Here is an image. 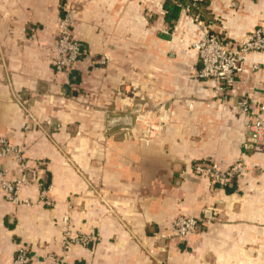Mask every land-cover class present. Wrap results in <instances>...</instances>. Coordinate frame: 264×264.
I'll list each match as a JSON object with an SVG mask.
<instances>
[{
	"label": "crops",
	"instance_id": "1",
	"mask_svg": "<svg viewBox=\"0 0 264 264\" xmlns=\"http://www.w3.org/2000/svg\"><path fill=\"white\" fill-rule=\"evenodd\" d=\"M67 4L82 47L71 74L52 65ZM195 17L236 45L264 0H0V138L23 148L32 183L19 203L0 192V264L22 245L50 264L64 218L94 238L66 264H264V142L238 107L242 94L264 102V53L246 57L237 96L217 94L195 77ZM206 159L245 172L220 188L192 170ZM177 215L203 224L163 240Z\"/></svg>",
	"mask_w": 264,
	"mask_h": 264
},
{
	"label": "built area",
	"instance_id": "2",
	"mask_svg": "<svg viewBox=\"0 0 264 264\" xmlns=\"http://www.w3.org/2000/svg\"><path fill=\"white\" fill-rule=\"evenodd\" d=\"M142 1V0H130ZM64 15L60 17L53 41L54 56L52 65L58 72L71 74L78 66L82 53V47L73 38V5L63 6ZM197 29L200 31V39L193 44L198 54L199 67L195 77L200 80H215L219 83L216 88L217 94L236 95V86L239 83L240 75L245 70L246 57L251 53H264V19L258 26L248 33L244 39L232 45L222 41L217 35L210 33L207 26L195 17ZM253 69H258L253 66ZM238 107L241 113L249 119L247 128L249 141L251 143L264 142V102H252L248 96L242 94L238 99ZM5 159H11L19 166L21 177H10L9 171L2 167ZM193 172L203 179L209 180L212 184L226 188L233 186V182L245 172L242 162L237 160L228 168L221 166L210 159L194 163ZM29 171L23 148L11 145L6 138H0V192L4 198L12 203H19V191L22 186L32 184L31 180L25 179V173ZM40 199H47L49 186L39 184ZM209 219V218H207ZM212 220V219H211ZM203 219L198 217L177 215L171 222V231L161 235L165 241L171 239L185 240L190 234L195 233ZM93 237L83 234H72L69 219H63L62 255L47 256L50 264H66L68 254L74 245L87 246ZM37 256L24 245L18 246L10 264H32L36 262Z\"/></svg>",
	"mask_w": 264,
	"mask_h": 264
},
{
	"label": "water",
	"instance_id": "3",
	"mask_svg": "<svg viewBox=\"0 0 264 264\" xmlns=\"http://www.w3.org/2000/svg\"><path fill=\"white\" fill-rule=\"evenodd\" d=\"M1 164H2V167H3V166H4V165H3V162H2ZM3 168H4V167H3ZM9 174H10V172H9ZM10 177H15V176H12V175L10 174ZM24 178H25V179H28V178H27V173H25Z\"/></svg>",
	"mask_w": 264,
	"mask_h": 264
}]
</instances>
